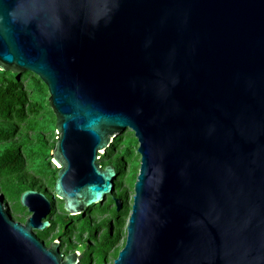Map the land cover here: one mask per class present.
<instances>
[{"label": "water", "instance_id": "95a60500", "mask_svg": "<svg viewBox=\"0 0 264 264\" xmlns=\"http://www.w3.org/2000/svg\"><path fill=\"white\" fill-rule=\"evenodd\" d=\"M1 70L47 87L54 192L73 215L114 191L98 152L134 133L113 264H264V0H0ZM4 200L0 264H79L37 236L43 192L20 194L24 223Z\"/></svg>", "mask_w": 264, "mask_h": 264}, {"label": "rangeland", "instance_id": "374dc122", "mask_svg": "<svg viewBox=\"0 0 264 264\" xmlns=\"http://www.w3.org/2000/svg\"><path fill=\"white\" fill-rule=\"evenodd\" d=\"M19 79L25 86L30 83L29 78ZM48 97L47 91L45 94H36L34 99L29 101L30 105L35 104L37 106V112L28 113L29 108L27 107L26 112L30 118L26 123L18 122L9 117L0 119L1 129L12 128L10 134L0 144V148L6 144L17 147L24 161L23 172L12 178L9 184L10 191H13L11 195L4 193L1 185L4 186L5 180L0 178V192L5 198L4 205L10 208L15 220L24 223L30 213L19 201L21 192L26 189L43 192L52 206L51 213L47 218L52 223V228L46 230V238L42 239L45 246L49 247L53 240L59 241L61 252L65 254L74 251L79 253V264H113L119 250L125 243L127 217L124 220V226L121 228L118 240L109 248L106 256L99 248L105 230V226L101 223L110 219L111 211L116 208L114 202L109 201V197H113L114 200L117 199L122 205V209L124 204L118 196L119 193H122L131 211L134 183L141 164V157L137 152V139L132 130H127L114 139L115 144L111 150L112 156H105L103 149L99 150V154L103 153L99 160L103 167L109 164L110 159H121L120 169H122L124 176L120 181L116 178L114 191L106 195L101 206H92L87 208L84 213L73 215L65 211L63 201L54 192L58 164L52 158L51 149L56 144V116L48 105ZM103 206H108L110 210L99 211V208ZM95 227L99 228L93 237H89V232ZM112 235H115V228H112Z\"/></svg>", "mask_w": 264, "mask_h": 264}, {"label": "trees", "instance_id": "16d2710c", "mask_svg": "<svg viewBox=\"0 0 264 264\" xmlns=\"http://www.w3.org/2000/svg\"><path fill=\"white\" fill-rule=\"evenodd\" d=\"M27 76L28 73L19 75L11 71H0V119L9 117L18 122L22 121L26 123L28 121V118H30L26 112V108H29L28 113L34 114L37 112V106L35 104L30 105L29 101L33 100L36 94L47 93V87L36 75H31L29 77L30 83H28L26 86L23 85L19 78H28ZM10 130H12V128H0V144H2L6 136L10 134ZM114 141L115 140H113L110 147L104 150L103 153L105 156H112L111 150L114 147ZM102 154H99L100 157H102ZM109 163H114L113 165L119 172L117 179L118 181H120L124 176L122 169H120L121 159H110ZM23 167L24 161L22 160V155L21 153H19L17 147L6 144L3 148H0V178H3L5 180L4 186L1 185L4 193H7L8 195H11L13 193V191H10L11 188L9 187V184L11 183L12 178L19 176L23 172ZM118 196H120V199L124 204L123 208L119 211L114 208L111 211V218L106 221H102L101 223L103 226H105V230L102 234L104 238L100 240L99 248L104 256L107 255L109 248H111L113 244L118 240L121 228L124 226V220L130 213V207L125 201L124 195H122V193H119ZM109 201L114 202V198L109 197ZM109 210L110 209L108 206L99 208V211L101 212ZM50 224V227L46 230H50L52 228V223L50 222ZM99 227L93 228L89 232V237H93ZM112 228H115L114 236L112 235ZM46 230L38 232L37 236L40 239H45Z\"/></svg>", "mask_w": 264, "mask_h": 264}, {"label": "flooded vegetation", "instance_id": "af4514ba", "mask_svg": "<svg viewBox=\"0 0 264 264\" xmlns=\"http://www.w3.org/2000/svg\"><path fill=\"white\" fill-rule=\"evenodd\" d=\"M63 253V252H62ZM65 254V253H64Z\"/></svg>", "mask_w": 264, "mask_h": 264}]
</instances>
